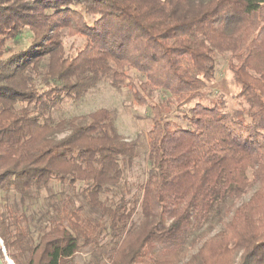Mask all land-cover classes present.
<instances>
[{
	"label": "trees",
	"instance_id": "1",
	"mask_svg": "<svg viewBox=\"0 0 264 264\" xmlns=\"http://www.w3.org/2000/svg\"><path fill=\"white\" fill-rule=\"evenodd\" d=\"M25 33L28 47L14 50ZM77 36L84 44L68 56L63 40ZM219 55L228 56L244 116L199 102ZM100 82L128 88L150 110L139 194L127 180L139 140L118 133L112 111L54 117ZM156 92L167 97L150 104ZM193 101L188 126L169 131L164 111ZM225 214L220 233H193ZM103 238L107 260L89 264H264V0H0L6 256L71 264ZM190 239L197 247L184 259ZM0 258L6 264L1 248Z\"/></svg>",
	"mask_w": 264,
	"mask_h": 264
},
{
	"label": "rangeland",
	"instance_id": "2",
	"mask_svg": "<svg viewBox=\"0 0 264 264\" xmlns=\"http://www.w3.org/2000/svg\"><path fill=\"white\" fill-rule=\"evenodd\" d=\"M30 42L29 35L25 33L15 45L11 46L14 50L24 49L28 47ZM64 49L68 56H75L84 44V39L77 37H65ZM228 56H217V65L213 80L207 84L204 91L206 96L199 102L207 107L219 106L220 110L229 115H245L246 105L243 100L237 98L238 87L234 83L231 74L227 68ZM131 80L137 87L141 82L140 76L135 72H130ZM166 93L156 92L149 100L150 104H156L166 98ZM196 101L189 104H179L174 102L169 109L164 111V122L167 124L169 131L176 128H185L188 126V121L185 119L189 116L190 110L195 106ZM97 109H108L113 112L115 116V126L118 133L126 140L133 141L138 139L140 144V155L134 159L133 167L127 174V180L134 188L132 194H139L138 186L141 185L146 179L148 170V145L146 134L151 128L149 120L150 110L145 107H140L133 101L128 88L122 87L120 89H113L108 83L100 82L95 88L90 90L79 101L72 102L66 101L54 111V117L70 118L74 116L86 115ZM242 144V143H241ZM58 191V188H54ZM255 187L237 199L234 206H237L243 201H246ZM129 198V197H128ZM85 209L88 210L85 206ZM228 214H225L220 221L214 222L212 225L204 224L201 228L196 229L193 233H197L202 238H209L213 235L220 233L223 230V225L228 220ZM140 220V215L136 213L132 218V223L137 225ZM170 222L167 215L163 218V224L168 225ZM107 238L100 240V247L96 248H82L72 259L71 264H89L101 257L102 260H107V254L110 246H103L106 244ZM196 240H189L186 244L184 252V259L194 252L197 247ZM0 248L4 255L6 264H13L8 259L5 249L0 240ZM142 264H151L150 262Z\"/></svg>",
	"mask_w": 264,
	"mask_h": 264
},
{
	"label": "water",
	"instance_id": "3",
	"mask_svg": "<svg viewBox=\"0 0 264 264\" xmlns=\"http://www.w3.org/2000/svg\"><path fill=\"white\" fill-rule=\"evenodd\" d=\"M0 264H4L3 261L1 260V258H0Z\"/></svg>",
	"mask_w": 264,
	"mask_h": 264
}]
</instances>
